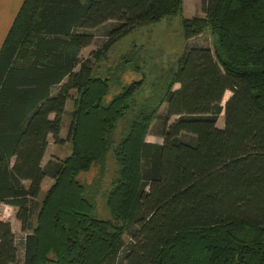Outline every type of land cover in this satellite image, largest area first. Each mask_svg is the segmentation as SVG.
Returning <instances> with one entry per match:
<instances>
[{
    "label": "trees",
    "instance_id": "16d2710c",
    "mask_svg": "<svg viewBox=\"0 0 264 264\" xmlns=\"http://www.w3.org/2000/svg\"><path fill=\"white\" fill-rule=\"evenodd\" d=\"M182 3L22 1L0 47V264L18 261L2 205L20 223V264H264V0H202L182 35L210 30L213 49L187 45L149 90L121 84L128 65L138 70L134 54L101 66ZM69 100L70 152L43 165L48 137L63 142ZM152 127L160 143L146 140ZM109 152L117 169L98 218L78 175L105 171Z\"/></svg>",
    "mask_w": 264,
    "mask_h": 264
},
{
    "label": "rangeland",
    "instance_id": "374dc122",
    "mask_svg": "<svg viewBox=\"0 0 264 264\" xmlns=\"http://www.w3.org/2000/svg\"><path fill=\"white\" fill-rule=\"evenodd\" d=\"M202 0H183L181 15H173L170 17H164L158 21L142 25L137 27L129 35L121 38L109 51L107 61H103L101 66L107 67L110 64L113 66L123 54H134L138 70L128 65L122 75H120L121 84H128L132 81L146 80L147 85L144 87L146 90L151 89L153 83L156 82L158 76L164 74L168 69L176 66L177 60L184 51L187 45H202L208 46L213 49L214 36L210 30L196 35L190 39L183 38L181 29V19L184 17L203 16L202 13ZM106 30L105 26H102L95 30L96 37L91 45L84 48L81 52V56L85 57L88 53L96 48L98 44L103 40V34ZM144 81V80H143ZM152 83V84H150ZM111 90H120L119 87H112ZM230 95V92H226L222 104L225 103L226 98ZM110 96H107L109 99ZM72 110L71 100L66 103V111L63 115L62 127L60 136L63 138L61 144L54 143L51 136L48 137V145L45 151V155L42 160V164L45 165L47 161H61L70 152V143L68 141L69 125L71 122L70 112ZM160 112L165 111V104H163ZM218 126L224 125V118L221 114L218 118ZM157 127H152L149 134L146 136L147 141L160 143L161 137L156 133ZM118 137V136H117ZM116 137V138H117ZM116 165L109 152L106 157L105 171L100 169V164H95L88 171L81 172L78 175V179L88 186L89 194L93 198L95 209L93 214L98 218L109 217V210L105 206V196L110 189V183L115 177ZM103 175V176H102ZM53 180L51 176H47L42 184V192L46 190ZM42 198V195L39 199ZM1 214L4 219L8 220L12 225L13 233L17 238L18 248V261L20 264L22 260V245L20 243L21 228L20 223L15 218V211L1 209ZM124 241L129 240V236L125 234L123 236Z\"/></svg>",
    "mask_w": 264,
    "mask_h": 264
},
{
    "label": "crops",
    "instance_id": "0c3cea01",
    "mask_svg": "<svg viewBox=\"0 0 264 264\" xmlns=\"http://www.w3.org/2000/svg\"><path fill=\"white\" fill-rule=\"evenodd\" d=\"M23 0H0V47L2 42L14 20V17ZM222 127L221 125H219ZM46 179V177H45ZM44 179V180H45ZM43 180V182H44ZM51 185V184H50ZM49 185V186H50ZM43 188H41L42 190ZM45 191V190H43ZM15 211V209L8 205H2L1 209ZM2 216V214H1ZM3 217V216H2Z\"/></svg>",
    "mask_w": 264,
    "mask_h": 264
}]
</instances>
